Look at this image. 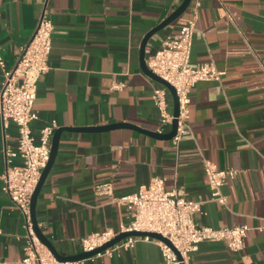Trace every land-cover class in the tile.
<instances>
[{
	"label": "crops",
	"instance_id": "crops-1",
	"mask_svg": "<svg viewBox=\"0 0 264 264\" xmlns=\"http://www.w3.org/2000/svg\"><path fill=\"white\" fill-rule=\"evenodd\" d=\"M184 0H0V52L5 71L16 65L46 11L54 25L50 70L38 83L31 124L36 139L55 121L62 128L127 123L137 129L64 132L55 163L39 193L38 227L62 255L82 253V241L119 231L132 216L115 199L152 179L168 191L202 203L199 227L246 226L244 249L205 242L189 264H264V0H192L177 21L151 38L148 61L164 40L188 23L199 3L192 68L210 65L219 81L191 90L188 130L176 147L161 123L152 94L159 83L141 69L144 37ZM4 71L0 69V91ZM167 109L173 115L169 96ZM57 129V130H58ZM17 126L0 116V262L20 264L29 235L26 221L3 192L6 152L18 146ZM203 159L237 171L221 189L226 206L210 201ZM112 185V194L96 187ZM83 264H166L159 246L139 241L128 251Z\"/></svg>",
	"mask_w": 264,
	"mask_h": 264
},
{
	"label": "built area",
	"instance_id": "built-area-1",
	"mask_svg": "<svg viewBox=\"0 0 264 264\" xmlns=\"http://www.w3.org/2000/svg\"><path fill=\"white\" fill-rule=\"evenodd\" d=\"M199 7L200 4L197 3L192 8V17L188 23L178 33L167 37L156 54L147 61L149 70L176 90L179 117L177 132L172 139L176 147L188 130L191 90L200 81H219L222 75L210 65L198 68L190 66ZM53 34L54 25L45 11L33 38L21 51L16 65L10 71L4 70L5 61L0 52V69L4 71V82L0 91V116L5 123H14L19 133L17 149L6 152L7 169L2 177L3 192L24 216L29 232L24 248L25 256L20 264L84 262H59L37 239L31 220L32 197L50 161L52 138L58 129L56 122L52 121L41 130L38 139L34 137L31 129V124L40 119L35 110V102L39 80L50 70ZM169 96L170 93L164 86L154 88L152 94L164 125H171L174 120L167 109ZM203 165L211 190L210 201L226 206L227 200L221 189L236 178L237 171L221 170L206 159H203ZM96 191L111 195L112 185H99ZM115 200L126 207L132 216L131 222L122 226L119 231L108 230L87 237L82 241V252L94 251L121 233L128 232L160 234L172 243L178 254L161 241L140 236L125 238L97 256H113L121 251L131 250L139 241L156 243L166 264H189L190 254L198 251L200 244L205 242H224L235 253L244 249V239L249 230L246 226L221 229L199 227L195 223V215L200 211L202 203L187 200L182 191H168L164 180L159 177L152 179L148 186L141 187L136 193Z\"/></svg>",
	"mask_w": 264,
	"mask_h": 264
},
{
	"label": "water",
	"instance_id": "water-1",
	"mask_svg": "<svg viewBox=\"0 0 264 264\" xmlns=\"http://www.w3.org/2000/svg\"><path fill=\"white\" fill-rule=\"evenodd\" d=\"M192 0H184L182 4L168 17L166 18L162 23L154 27L149 33L144 37L141 48H140V65L142 71L153 81L159 83L160 85L164 86L165 88L168 89L170 96L173 101V117L174 120L172 122V129L171 132L166 134V135H157L155 136L166 138V139H173L174 136L176 135L177 128H178V120L177 118L179 117V100L176 94L175 88L170 85L168 82L154 74L152 71L149 70L148 65H147V60H146V47L148 45V42L151 40L153 36L158 34L159 32L163 31L165 28L173 24L175 21H177L182 15L186 13V11L189 9L190 4ZM121 128H131V129H137V127H134L133 125L127 124V123H119V124H113V125H108V126H103V127H97V128H81V129H75V128H62L58 129L55 131L53 138H52V146H51V154H50V161L47 165V167L44 169L40 182L34 192V195L32 197V202H31V220H32V225H33V231L35 233V236L37 239L46 247L50 250V252L54 255V257L59 261V262H79V261H85L87 259H91L96 257L98 254L103 253L107 249L111 248L114 246L116 243L119 241L128 238V237H140V236H148L152 239H155L157 241H161L164 244L168 245L175 253L178 254L172 243L163 237L160 234L157 233H152V232H128V233H121L117 237H115L113 240L110 242L106 243L102 247H99L95 249L94 251L91 252H82L77 255H62L61 253L58 252L56 247L51 243L50 240L47 239L46 236L43 235L42 231L38 227V221H37V216H36V206H37V199L39 196V193L42 189V186L49 175L57 154H58V149H59V144L61 140V136L64 132H89V131H106V130H114V129H121Z\"/></svg>",
	"mask_w": 264,
	"mask_h": 264
}]
</instances>
